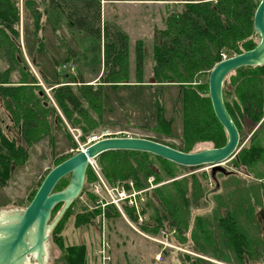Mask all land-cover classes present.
<instances>
[{
  "label": "trees",
  "instance_id": "1",
  "mask_svg": "<svg viewBox=\"0 0 264 264\" xmlns=\"http://www.w3.org/2000/svg\"><path fill=\"white\" fill-rule=\"evenodd\" d=\"M260 2L261 0H179L177 3L167 4L164 28L158 30L153 47L151 80L146 82V50L139 42L136 48L135 76L134 80L130 81L132 77L127 61L129 40L126 34L113 24L103 23L102 0H0V101L5 105L9 119L8 124L0 119V187L7 186L14 170L28 162L33 147L46 138L54 140L59 129L66 130L59 114L48 101L45 91L22 57L18 38L21 19L24 21L25 30H34L33 34L41 47L44 41L39 32L43 30L50 12L63 14L67 26L81 37L94 38L101 43V65L104 69L102 75H99L98 89L87 85L89 83L82 75H67L69 81L61 85L60 81L50 83L42 74L46 85H49L48 88H52L53 97L72 129L79 127L84 135L97 130L98 117L101 114L99 101L104 97V85L113 89L121 87L119 85L123 83L138 86L155 83V86L149 85L151 88L175 86L179 88L178 106L181 104V109L176 106L182 118L180 144L175 146L159 140L156 142L190 154L204 150L196 149L200 144L211 143L214 148H221L228 141L227 134L212 107L208 79L205 87L198 85V82L204 73L209 76L224 57L231 58L258 45L255 42L258 35L254 30V15ZM16 73L19 82L12 83ZM229 77L230 80L227 81ZM58 84L61 86L55 88ZM204 89L206 93L203 92ZM223 98L240 134L239 148L245 138L243 122L248 123V129L245 130L248 134H252L259 127L251 135L248 145L242 147L232 159V169L224 168V173L220 174L228 176L248 170L261 177L263 171H256L257 166H264V122L260 125L264 116V66L245 67L228 75L223 86ZM159 107V133L171 137L172 122L166 121L160 101ZM101 109L103 110V106ZM95 160H98L104 177L110 183L131 180L135 188L141 191L149 189L150 177H154L156 183H161L174 178L178 172L190 169L149 153L134 151H109ZM156 162H159L160 166ZM218 174L211 172L209 178L205 174L202 177L213 180V190L222 205L221 198L225 196L221 195L223 187L217 180ZM86 178L88 181L96 179L90 168ZM190 178L197 181L199 177L194 174ZM236 179L240 180L239 177ZM61 182L62 180L56 185L54 192L62 190ZM180 182L182 181L176 180L146 192L147 201L141 208V213L149 218L141 225L143 232L157 235L162 230H167L168 225L169 229H175V233H179L181 242H186L185 235L188 232L193 237L195 231L190 230V227L195 187H186L188 185ZM201 186L202 184L197 187L198 191L208 195ZM219 187L221 191L218 194ZM75 202L55 231L59 230L70 215ZM61 207L62 204L54 208L52 218ZM240 210L243 211V207ZM133 212L134 209L127 210L129 217L137 221L138 216ZM223 212L214 221L228 252L226 263L260 262L264 255V241L262 244L255 243V237L244 230L238 219L240 211L237 207H231L226 201V209ZM101 213L99 208L92 215L82 213L79 216V224L90 225ZM249 213L253 217L254 212ZM104 215L110 220L121 216L114 208L106 209ZM194 227L205 241L213 243V237L208 236L206 232L208 225L205 219L196 217ZM185 256L190 258L189 255ZM85 259L86 249L82 245L68 248L64 257L67 264H84ZM196 264L208 263L197 257Z\"/></svg>",
  "mask_w": 264,
  "mask_h": 264
},
{
  "label": "rangeland",
  "instance_id": "2",
  "mask_svg": "<svg viewBox=\"0 0 264 264\" xmlns=\"http://www.w3.org/2000/svg\"><path fill=\"white\" fill-rule=\"evenodd\" d=\"M110 1L102 0L103 23L113 24L125 33L129 40L127 61L132 77L130 81L134 80L136 48L138 43L141 42L146 50L144 55L145 75L146 82H149L152 75L153 47L156 35L158 30L164 28L165 6L170 2L173 4V1L177 2L179 0H118L122 2L112 5H110ZM18 31L22 57L35 75L37 82L40 83L45 91L48 101L59 114L66 130L59 129L54 140L46 138L33 147L28 162L14 170L7 186L0 187V214L5 211L27 208L41 186L42 181H44L43 179L47 172L77 154L81 147L86 148V146L92 144L90 143L92 137H97L98 139L115 137L145 138L179 146L182 135V118L179 115L180 111L176 110L177 107L181 109V104L178 106L179 88L175 86H156L151 88L149 85L152 84L138 86V84L123 83L119 85L121 87L113 89L109 85H104L102 88L104 97L99 101L101 114L98 117L97 130L89 135L85 134L87 135L85 136L81 128L72 129L53 97L52 88H48L49 85H46L47 83L44 81L42 74L47 78L45 80L50 83L60 81L61 85L69 81L70 78H67V75L76 77L82 75L84 76L83 79L89 83L87 85H93L95 89H98L100 86V83H98L99 75H102L101 73L104 69L101 65L100 41L94 38L81 37L79 33L67 26L61 13L50 12L44 22L43 30L39 32V36L44 41L43 47L38 45L32 28L25 30L22 19L20 20ZM255 42L257 44L260 42L259 36L255 38ZM5 68L2 67V69ZM208 78V74L204 73L198 85L205 87ZM229 80L230 77L227 81ZM11 82H19L17 73L14 74ZM61 85L58 84L55 88ZM224 90L226 92V83ZM203 92L206 93V90L204 89ZM159 101L164 109L166 121L169 122L171 120L172 122L171 137L159 133ZM101 106H103V110ZM4 108L5 105L0 101V119L8 124L9 119ZM262 121H264V116ZM247 125L248 123L245 124L243 122V135L245 138L240 149L248 145L252 135L245 131L248 129ZM205 148L214 147L211 143H203L198 145L196 149ZM156 163L160 166L159 162ZM95 168L97 169L96 172L95 169L90 167V172L96 179L88 181L86 178L83 194L76 200L70 215L65 219L58 231L54 230L49 234L45 264H67L64 257L67 255L68 248L81 245L86 249L84 264H103L104 256L110 258L107 264H196L197 257L202 258L208 264H228L226 263L228 252L217 228L216 221H214L224 213L226 201L231 207L239 209L238 219L241 221L244 230L255 237V243L262 244L264 241V216L258 214L259 211L264 212V191H261L264 186L259 182L264 180V166H257L256 172L263 171L261 177L256 175V173L253 174L258 181L252 185L255 189L253 194L249 193L252 188L241 175L228 177L217 172L216 174L219 173L217 180L223 187L221 195L225 196L221 198L222 205L213 190V180H207L206 177H202L205 174L209 178L212 172L211 167H193L182 173L178 172L174 178H169L166 182L161 183H156L155 178L150 177L148 180L150 181L148 182L149 189L141 191L135 187H128L124 190L127 195L133 194L134 200L139 202V207L136 208L128 204L130 208L123 211L125 218L131 224L121 214L120 218L117 219L110 220L105 218L104 212L106 209L116 208L110 205L111 196L117 199L119 198V192L121 193L123 190L115 189L120 186L118 184L119 180L116 183H110L104 177L98 160H95ZM223 168H226V163L223 164ZM194 174L199 177L197 181L190 178ZM185 177L187 179L184 180L183 178ZM237 177L240 180H237ZM70 179V175L62 179L60 183L62 190L68 186ZM101 180L111 190L109 193L101 183ZM176 180L188 185L186 187H195L192 195L194 205H191L193 209L190 227V230L194 229L195 232L193 237L189 232L186 233V242H181L179 233L176 234L175 229H169L168 225L166 231L162 230L166 232L165 236L162 231L157 235L143 232L140 228L139 220L132 221L127 214V210L134 209L133 213L138 218H143L144 223L147 222L149 216L141 213V208L147 201L146 192ZM126 182L130 181L123 180L122 184ZM198 184H202L201 187L205 188V192H208V195L205 196L201 191H198ZM245 188L248 191L247 199L243 192ZM217 191L219 194L221 187ZM261 197L262 199H260ZM99 201L103 202V205ZM242 207L243 211L240 210ZM97 208L102 213L94 219V223L90 225L79 224V216L82 213L92 215ZM249 212H254L253 217ZM58 213L59 210L55 213L54 218ZM196 217L197 219L203 218L206 220L209 231L206 230V232L208 236L213 237V243L205 241L197 232V228L194 227ZM54 218L51 217V221ZM190 237L193 239L191 240ZM185 255H189L190 258L187 259ZM34 262L33 258H31L30 263L34 264ZM255 264H264V255L260 262Z\"/></svg>",
  "mask_w": 264,
  "mask_h": 264
},
{
  "label": "water",
  "instance_id": "3",
  "mask_svg": "<svg viewBox=\"0 0 264 264\" xmlns=\"http://www.w3.org/2000/svg\"><path fill=\"white\" fill-rule=\"evenodd\" d=\"M254 30L260 37L254 49L224 59L209 74L212 107L228 137L224 147L187 154L150 139L132 137L105 138L90 144L48 173L27 208L0 214V264H31V258L34 264L46 263L49 234L83 192L90 162L103 153L143 152L181 167L210 166L214 174L224 173L223 164L240 151V134L226 109L223 86L227 76L241 68L264 66V0L256 9ZM68 175L71 176L68 186L60 192H54L59 181ZM61 204L59 213L51 221L54 208Z\"/></svg>",
  "mask_w": 264,
  "mask_h": 264
},
{
  "label": "built area",
  "instance_id": "4",
  "mask_svg": "<svg viewBox=\"0 0 264 264\" xmlns=\"http://www.w3.org/2000/svg\"><path fill=\"white\" fill-rule=\"evenodd\" d=\"M98 140H100V139H98L97 137H92L91 138V140H90V143H93V142H96V141H98ZM84 147H81V149H83ZM90 166L93 168V169H95V172L97 171V169L95 168V161H91L90 162ZM99 176V175H98ZM101 183L104 185V187H105V189L108 191V193L111 191V190H109L106 186H105V183L101 180ZM118 184H120V186L118 187V188H115V189H121V190H123V192H119V194H118V197L119 198H117V199H115V198H113V196H111V198H112V201H111V204L110 205H112V206H115L116 208H117V210L120 212V214L125 218V215H124V213H123V211L124 210H126L127 208H130L129 206H128V204L130 205V206H134V207H139V202H138V200H134V195L133 194H130V195H127L126 193H125V191L124 190H126V188H133L134 187V185L131 183V182H126V183H124V184H122V183H118ZM93 185H95V184H93ZM95 187H97L96 185H95ZM145 192V191H144ZM131 199V200H130ZM99 203L100 204H102L103 205V202H100L99 201ZM115 208V209H116ZM125 220L128 222V223H130L131 224V222L129 221V220H127V218H125ZM138 220H139V222H140V224L143 222L142 220H144L143 218H141V217H139L138 218ZM131 227H133V226H131ZM134 228V227H133ZM141 233V232H140ZM142 234V233H141ZM162 234L165 236L166 235V232H164V231H162ZM142 235H144V234H142ZM103 237H105L104 235H103ZM165 244H167L166 242H165ZM103 260H104V263L103 264H107V262L110 260V258L109 257H106V256H104V258H103Z\"/></svg>",
  "mask_w": 264,
  "mask_h": 264
},
{
  "label": "flooded vegetation",
  "instance_id": "5",
  "mask_svg": "<svg viewBox=\"0 0 264 264\" xmlns=\"http://www.w3.org/2000/svg\"><path fill=\"white\" fill-rule=\"evenodd\" d=\"M264 121H262L261 123H260V125L263 123ZM259 127V126H258ZM258 127L253 131V133L258 129ZM252 133V134H253ZM241 150V149H240ZM240 152V151H239ZM238 152V153H239ZM237 153V154H238ZM236 157V156H235ZM235 157H233V158H235ZM233 158H231L230 160H228V161H226V168L227 169H232V167H233V165L231 164V161H232V159ZM230 164V165H229ZM258 165V164H257ZM235 172L234 170H231V172ZM236 173H238V172H236ZM236 173H234V174H232V175H228V177H230V176H234V175H236L237 176V174ZM238 175H241L242 176V178H244L245 180H247L248 181V183H249V185L251 186V188H252V190L250 191L249 190V193L250 194H253L254 192L253 191H255V189L252 187V185H254L256 182H258L257 181V178L255 177V176H253V174L252 173H250V172H248V170H244V171H241V173H238ZM250 180H251V182H250ZM133 185H134V183H133V181H131V180H129ZM253 181H255V182H253ZM264 180H261V181H259L263 186H264V182H263ZM148 182H150V181H148ZM119 183H122V181H119ZM261 186V185H260ZM135 187V186H134ZM245 190V191H244ZM261 191H264V188H262L261 189ZM243 192H244V196H245V198L247 199V194H248V191H247V188H245V189H243ZM245 198H244V201H245ZM260 199H262V197L260 198ZM242 206H244V204H242ZM258 214L259 215H263L264 216V212H258ZM131 219V218H130ZM132 220V219H131ZM133 221V220H132ZM143 222L140 224V228H141V225L144 223V220H142ZM166 231V230H165Z\"/></svg>",
  "mask_w": 264,
  "mask_h": 264
},
{
  "label": "crops",
  "instance_id": "6",
  "mask_svg": "<svg viewBox=\"0 0 264 264\" xmlns=\"http://www.w3.org/2000/svg\"><path fill=\"white\" fill-rule=\"evenodd\" d=\"M108 1H109V0H108ZM119 2L121 3L122 1L111 0V1H110V3H111L110 5H112V4H118ZM167 3H168V2H167ZM170 3H171V2H170ZM173 3H177V2H174V1H173ZM168 4H169V3H168Z\"/></svg>",
  "mask_w": 264,
  "mask_h": 264
},
{
  "label": "bare ground",
  "instance_id": "7",
  "mask_svg": "<svg viewBox=\"0 0 264 264\" xmlns=\"http://www.w3.org/2000/svg\"><path fill=\"white\" fill-rule=\"evenodd\" d=\"M228 111V110H227ZM229 113V112H228ZM3 214V213H2Z\"/></svg>",
  "mask_w": 264,
  "mask_h": 264
}]
</instances>
